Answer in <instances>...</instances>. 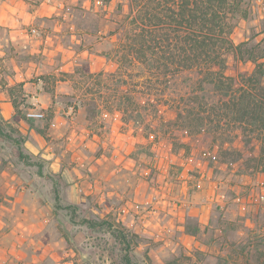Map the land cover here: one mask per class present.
Masks as SVG:
<instances>
[{
	"label": "rangeland",
	"instance_id": "1",
	"mask_svg": "<svg viewBox=\"0 0 264 264\" xmlns=\"http://www.w3.org/2000/svg\"><path fill=\"white\" fill-rule=\"evenodd\" d=\"M125 2L79 0L73 20L43 26L27 54L41 67L30 79L42 101L17 84L16 115L5 118L0 103V264H264V171L234 133H201L209 158L202 148L177 156L184 119L171 120L169 94L147 97L151 74L125 61ZM237 17L234 41L264 50V0H241ZM229 62L231 74L255 67ZM31 108L44 117H26ZM21 119L53 145L50 158L25 151Z\"/></svg>",
	"mask_w": 264,
	"mask_h": 264
},
{
	"label": "trees",
	"instance_id": "2",
	"mask_svg": "<svg viewBox=\"0 0 264 264\" xmlns=\"http://www.w3.org/2000/svg\"><path fill=\"white\" fill-rule=\"evenodd\" d=\"M240 1L127 0L118 26L119 41L125 61L138 60L151 74L142 76L147 87L143 93L152 97L155 91L157 102L169 94L171 120L178 127H182L178 120L185 121V140L179 143L189 150L179 148L178 155L174 154L185 157L202 148L204 157L209 158L211 146L202 145L200 134L205 132L213 141L221 136L224 141V135L234 133L230 140L249 146L250 153L245 155L252 154L253 169L260 172L264 171V62L260 61L264 50L257 52L248 42L236 43L232 37ZM114 16L106 22L116 23ZM232 55L253 62L254 69L229 73ZM164 83L168 92L160 93L158 86ZM125 110L127 119L134 117L128 107ZM125 110L106 109L121 111L123 117ZM239 150V155H244L243 148Z\"/></svg>",
	"mask_w": 264,
	"mask_h": 264
},
{
	"label": "crops",
	"instance_id": "3",
	"mask_svg": "<svg viewBox=\"0 0 264 264\" xmlns=\"http://www.w3.org/2000/svg\"><path fill=\"white\" fill-rule=\"evenodd\" d=\"M78 5L79 0H0V84L7 86V88L1 87L0 89V103L4 107L1 113L5 118L8 119L16 115L11 104L10 87L19 84L25 91L29 87L33 100L38 102H41L44 96V92L41 90L42 86L39 83L31 82L30 79V76L34 75V71L38 72L41 69L36 63L27 62V54L37 50L36 43L39 42V40H35L36 43L32 44V37L37 38L38 35L31 34V29H43V26L49 25L50 22L53 27L55 21L58 20V15H64V18L69 17L70 20H73V11L75 8L77 9ZM44 104L42 103V105ZM62 127L59 132L61 138L64 135ZM20 128L26 135L23 141V148L26 152L29 149V153H42L47 158L51 157L50 148L53 145L40 131L27 124V119H21ZM27 133L29 137H27ZM62 153L64 152L62 151ZM59 158L56 162L63 165V160L60 163ZM21 224L26 225L25 229H27V217ZM23 231L22 236L26 238L27 231Z\"/></svg>",
	"mask_w": 264,
	"mask_h": 264
},
{
	"label": "built area",
	"instance_id": "4",
	"mask_svg": "<svg viewBox=\"0 0 264 264\" xmlns=\"http://www.w3.org/2000/svg\"><path fill=\"white\" fill-rule=\"evenodd\" d=\"M31 33L34 35H39V30L36 28H32L31 29ZM26 115L28 118H33V119H40L44 117V113L42 111H38L34 108L29 109L26 112Z\"/></svg>",
	"mask_w": 264,
	"mask_h": 264
}]
</instances>
